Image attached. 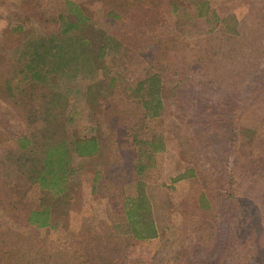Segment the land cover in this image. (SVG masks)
Segmentation results:
<instances>
[{
	"label": "rangeland",
	"instance_id": "1",
	"mask_svg": "<svg viewBox=\"0 0 264 264\" xmlns=\"http://www.w3.org/2000/svg\"><path fill=\"white\" fill-rule=\"evenodd\" d=\"M149 2L133 32L131 19L108 16L110 0H0V264H44L45 255L66 264H264V0ZM64 6L81 10L84 24L62 37L67 64L36 81L23 64L40 36L74 20L61 23ZM82 34L94 42L87 57ZM100 40L104 54L93 60ZM157 88L162 109L150 121L141 102ZM148 129L164 147L137 178L127 147ZM80 137H95L97 151L78 156L71 142ZM60 143L64 191L55 194L35 177L60 169L50 157ZM188 168L194 174L175 179ZM141 181L151 206L142 217L159 232L136 241L121 198ZM44 201L50 222L35 227L27 213Z\"/></svg>",
	"mask_w": 264,
	"mask_h": 264
},
{
	"label": "trees",
	"instance_id": "2",
	"mask_svg": "<svg viewBox=\"0 0 264 264\" xmlns=\"http://www.w3.org/2000/svg\"><path fill=\"white\" fill-rule=\"evenodd\" d=\"M112 3L110 4L111 10L108 9V16H111L112 21L115 23H124L125 20L131 19V23L134 24L135 27H132V31H140V29H137L136 27L139 23L137 20H141V17H146V15H143L146 13L148 10H150V2L149 0L146 1H139V0H110ZM72 14L75 16L74 20H66L65 23H62L66 19V15ZM61 28L59 32L57 33H52L44 36H40L38 40H36L35 44L32 45V50H31V58L27 61L24 62L23 64V71L25 73L30 72V75L39 82H46L48 78H46V75H53L57 71H60L62 67H64L66 63V58L64 56V51H63V44L64 41L62 40V37L67 34V39H72L74 34L72 33L73 28L79 29L78 24L80 23L81 25L84 24L85 17L81 10H79L77 7L73 9H69L68 6H64L62 8L61 13ZM127 16V17H126ZM136 28V29H135ZM172 30V28L170 27ZM170 30V31H171ZM81 31V28H80ZM128 27L125 29L124 32H121L120 39L121 41L125 42L128 44L129 42L127 41V35L128 33ZM140 38V37H139ZM138 38V39H139ZM93 38H90L87 36V34H82L80 35V50L83 51L84 56H89V52L92 53L93 47H94V42L91 41ZM134 39L132 35V42L133 40H138ZM105 40V39H104ZM100 43L97 44V53L96 55L94 54L93 60H96L99 56L104 54V50L106 48V44L102 43V41H99ZM29 56V52L27 53ZM49 59H56L57 64L51 65L49 64ZM36 63H35V62ZM48 66L45 67V66ZM158 73H154L153 76L157 77L156 75ZM179 82V81H178ZM212 83V82H211ZM208 81L205 83V86H207ZM178 87V83L176 82L175 87ZM173 88V89H174ZM179 89V87H178ZM206 89V88H204ZM159 88H157L154 91V94H157V98L154 100V98L146 99L145 101L140 100L141 106L145 109V115L151 120H155L160 116V111L162 109L161 105V100L159 98L160 92ZM153 93V92H152ZM153 94V95H154ZM174 96L176 98L178 97V94L175 92ZM147 111L149 114H147ZM178 119H182V115L180 112L176 114ZM192 117L194 118V122H199L198 120V113L195 112L192 114ZM193 120V119H192ZM204 120V119H203ZM203 122V121H202ZM195 125V124H194ZM147 135L146 137L141 136L142 133H134L130 142L129 150L128 153L130 154L128 159L125 161L126 165L131 168V171L133 170V176H136L137 178L143 173V171L149 167L148 165V160L152 158V156L162 150L164 147L163 143V138L160 134L154 132L153 130H147L146 131ZM24 142H27L28 139L26 137L23 138ZM73 144V149L75 153L80 156V157H86L94 154L97 149H98V144L97 141L95 140V137H80V138H75L72 142ZM70 143V144H71ZM139 145L143 149L140 150V155H139V150H136L138 152L135 153L134 147ZM118 146L120 144L118 143ZM144 150V151H143ZM65 147L62 143L55 145L51 149V155L50 157L55 161L54 163L60 168L56 171L53 169H42V171L35 177L36 180L39 181L41 187H45L46 189L49 190V188H53V193L58 194L60 192H63L64 189L62 187L63 184V179H62V173L59 171H62V168L60 167V163H63L65 159ZM57 155V156H56ZM49 153L46 155V163H49ZM145 157L146 161L141 162L138 157ZM135 160V162H134ZM147 162V163H146ZM194 174V169L188 168L186 169L182 175H179L175 179H180L181 177H186L189 175ZM126 180V179H125ZM139 180V179H138ZM139 187L138 190H135L134 193L130 195H126L123 197L122 201V206H123V213L120 214V217L122 218L121 220H125L127 224L129 225L130 231L128 236L132 240H142L145 238H152L155 237L159 230L156 224L150 220L146 221L142 217L141 211H144V209H150L151 206L149 205V198L147 196V193L145 189L143 188L142 181L138 182ZM141 186V187H140ZM119 195V194H118ZM227 197V195H226ZM208 195L205 191H202L198 195L197 199V207L200 210H204L207 207H209L208 203ZM150 206V208H149ZM121 207H119L120 210ZM52 209L49 205V202L44 201L42 202V205L39 206L38 208L31 209L27 213V222L31 225H34L35 227H41V226H46L50 222V218L52 215ZM124 214V215H123ZM117 221H115L116 223ZM119 224V221L118 223ZM93 238L90 237V240ZM86 247V245H85ZM84 247V248H85ZM21 255H25V253H22ZM5 255L0 254V260L4 258ZM57 256H61L58 254ZM107 257V256H105ZM93 258H99V255H92V257H89V260L91 262V259L94 260ZM108 258V257H107ZM45 259L47 262L44 264H66L67 259H50V262L48 263V257L45 255ZM110 259V255L109 258ZM96 262V259H95ZM17 264H24L22 263V259H20L19 263ZM40 264H43L40 262ZM186 264H196L191 260L190 262H187Z\"/></svg>",
	"mask_w": 264,
	"mask_h": 264
}]
</instances>
